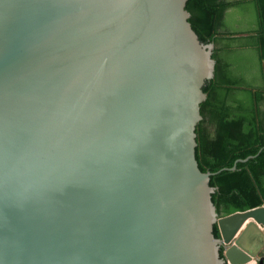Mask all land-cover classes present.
Wrapping results in <instances>:
<instances>
[{"label":"water","instance_id":"water-1","mask_svg":"<svg viewBox=\"0 0 264 264\" xmlns=\"http://www.w3.org/2000/svg\"><path fill=\"white\" fill-rule=\"evenodd\" d=\"M187 2L0 0V264H263L264 204L220 216L210 184L263 148L196 158Z\"/></svg>","mask_w":264,"mask_h":264},{"label":"trees","instance_id":"trees-1","mask_svg":"<svg viewBox=\"0 0 264 264\" xmlns=\"http://www.w3.org/2000/svg\"><path fill=\"white\" fill-rule=\"evenodd\" d=\"M187 9L199 38L215 44V76L203 88L196 128L199 167L215 172L263 148L211 177L224 216L264 204V0H188ZM214 233L220 236L217 225Z\"/></svg>","mask_w":264,"mask_h":264},{"label":"crops","instance_id":"crops-1","mask_svg":"<svg viewBox=\"0 0 264 264\" xmlns=\"http://www.w3.org/2000/svg\"><path fill=\"white\" fill-rule=\"evenodd\" d=\"M250 264H258V262H255V261H253L252 263H250Z\"/></svg>","mask_w":264,"mask_h":264},{"label":"built area","instance_id":"built-area-1","mask_svg":"<svg viewBox=\"0 0 264 264\" xmlns=\"http://www.w3.org/2000/svg\"><path fill=\"white\" fill-rule=\"evenodd\" d=\"M227 264H230V263H227Z\"/></svg>","mask_w":264,"mask_h":264}]
</instances>
